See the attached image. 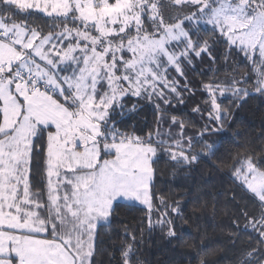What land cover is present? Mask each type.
<instances>
[{
    "label": "snow or ice",
    "instance_id": "snow-or-ice-1",
    "mask_svg": "<svg viewBox=\"0 0 264 264\" xmlns=\"http://www.w3.org/2000/svg\"><path fill=\"white\" fill-rule=\"evenodd\" d=\"M44 17L45 27L29 23ZM207 26L210 41L199 35ZM217 45L249 72L193 85L197 60L208 56V72L220 71L212 67ZM196 92L204 131L188 137L184 121L164 117ZM253 92L264 96V0H0V264H98V227L120 200L144 206L149 227L174 238L179 209L154 203L159 154L197 163L195 144L231 114L219 100L231 94L242 105ZM147 104L163 114L157 128L129 130L125 115ZM260 164L232 179L261 205L256 216L247 207L240 214L264 242ZM135 231L125 228L131 240L120 245V264H141ZM254 262L264 264L259 248L240 264Z\"/></svg>",
    "mask_w": 264,
    "mask_h": 264
},
{
    "label": "trees",
    "instance_id": "trees-1",
    "mask_svg": "<svg viewBox=\"0 0 264 264\" xmlns=\"http://www.w3.org/2000/svg\"><path fill=\"white\" fill-rule=\"evenodd\" d=\"M162 10L167 19L171 9L165 6ZM29 23L45 27L50 21L46 17L33 18ZM207 27L208 31L201 28L199 35L210 41L214 37L210 34L211 26ZM216 47L212 55L217 60L212 67L220 71L208 72V56L202 63L197 60L195 70L188 72L193 85L213 75L223 80L234 71L240 74L238 79H242L249 72L248 62L241 56L235 57V64L239 65L235 67L231 58L226 60L224 46ZM201 72L206 75L202 77ZM246 87L251 89V84ZM219 102L230 108L231 114L218 131H214L216 125H211L203 142L195 144L191 155L201 154L197 163L177 164L161 152L154 164V203L161 209L167 205L169 213L172 207L179 209L178 216L173 214L176 236L169 238L167 229L159 226L150 228L146 209L141 205L118 201L110 222L98 227V240L102 241L98 244V264H120V245L131 240L124 234L125 228L136 230L135 255L141 264H240L241 258H247L248 251L256 248L264 261V242L254 229L244 230L247 222L240 214L241 208L247 207L249 215L256 216L261 205L232 179L241 172L240 162H244L245 167L259 161L264 167V96L253 92L245 103L234 105L231 94H227ZM197 106H203L199 92L185 104H177L164 118L171 121L172 116H176L185 122L186 136H198L204 131L205 121L193 112ZM161 115L147 104L127 113L124 123L129 130L148 132L157 128L156 121ZM163 130H168L167 124ZM232 192L236 193L235 200L231 198ZM141 218H145L142 229ZM235 221H239L240 228L233 226ZM248 227L251 228V224Z\"/></svg>",
    "mask_w": 264,
    "mask_h": 264
},
{
    "label": "rangeland",
    "instance_id": "rangeland-1",
    "mask_svg": "<svg viewBox=\"0 0 264 264\" xmlns=\"http://www.w3.org/2000/svg\"><path fill=\"white\" fill-rule=\"evenodd\" d=\"M248 164H249V163H248ZM248 164H246V166H245V171H243V172H239V178L242 179V178H244V177L247 175V166H248ZM256 174H257V176L261 175L260 172H257ZM249 183H252L254 190H256L257 192H259V191L261 190V187L258 186V185H256L254 182L249 181ZM120 201L139 204L138 202H134V201H126V200H120ZM141 206H142V205H141ZM142 207H144V206H142ZM144 208H145V207H144ZM145 209H146V208H145ZM152 220L155 221V220H157V219H156L154 216H152Z\"/></svg>",
    "mask_w": 264,
    "mask_h": 264
}]
</instances>
